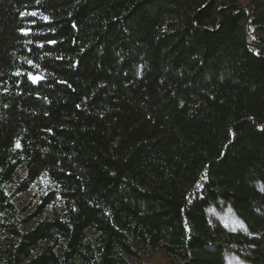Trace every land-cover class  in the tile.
Masks as SVG:
<instances>
[{"label":"trees","instance_id":"trees-1","mask_svg":"<svg viewBox=\"0 0 264 264\" xmlns=\"http://www.w3.org/2000/svg\"><path fill=\"white\" fill-rule=\"evenodd\" d=\"M159 252L264 264V0H0V264Z\"/></svg>","mask_w":264,"mask_h":264},{"label":"rangeland","instance_id":"rangeland-1","mask_svg":"<svg viewBox=\"0 0 264 264\" xmlns=\"http://www.w3.org/2000/svg\"><path fill=\"white\" fill-rule=\"evenodd\" d=\"M241 3H246L247 0H239ZM26 198H18L19 201L23 202ZM220 220L225 224V225H230V226H240L243 225L244 223L232 212L231 209H226L225 212H223L220 216ZM228 260L229 258L226 257ZM146 262L149 264H168L167 258L163 252L157 253L154 257L150 259H146Z\"/></svg>","mask_w":264,"mask_h":264},{"label":"snow or ice","instance_id":"snow-or-ice-1","mask_svg":"<svg viewBox=\"0 0 264 264\" xmlns=\"http://www.w3.org/2000/svg\"><path fill=\"white\" fill-rule=\"evenodd\" d=\"M21 15H31V16H37V15H41L40 13H37V12H24V13H22ZM44 20H47L48 19V17H46V16H43L42 17ZM33 23H34V21H33ZM30 29H21V32L23 33V34H25V35H28V34H30ZM51 43H55V41H50ZM29 63H31V62H29ZM30 75V77H31V79L33 80V82H38L40 79H42V77L41 76H39V75H33V74H29Z\"/></svg>","mask_w":264,"mask_h":264},{"label":"water","instance_id":"water-1","mask_svg":"<svg viewBox=\"0 0 264 264\" xmlns=\"http://www.w3.org/2000/svg\"><path fill=\"white\" fill-rule=\"evenodd\" d=\"M237 6H244V5L243 4H237ZM249 16H248V19H249ZM246 23L244 24V34H245V36H246Z\"/></svg>","mask_w":264,"mask_h":264}]
</instances>
